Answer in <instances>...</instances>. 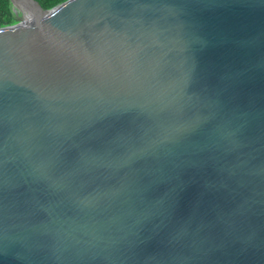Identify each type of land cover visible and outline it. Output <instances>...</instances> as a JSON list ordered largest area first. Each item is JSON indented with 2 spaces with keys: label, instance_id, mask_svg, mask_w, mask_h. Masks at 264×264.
Returning <instances> with one entry per match:
<instances>
[{
  "label": "water",
  "instance_id": "1",
  "mask_svg": "<svg viewBox=\"0 0 264 264\" xmlns=\"http://www.w3.org/2000/svg\"><path fill=\"white\" fill-rule=\"evenodd\" d=\"M11 2L0 264H264V0Z\"/></svg>",
  "mask_w": 264,
  "mask_h": 264
},
{
  "label": "trees",
  "instance_id": "2",
  "mask_svg": "<svg viewBox=\"0 0 264 264\" xmlns=\"http://www.w3.org/2000/svg\"><path fill=\"white\" fill-rule=\"evenodd\" d=\"M43 10H50L68 0H36ZM20 12L11 0H0V28L15 25L21 21Z\"/></svg>",
  "mask_w": 264,
  "mask_h": 264
},
{
  "label": "rangeland",
  "instance_id": "3",
  "mask_svg": "<svg viewBox=\"0 0 264 264\" xmlns=\"http://www.w3.org/2000/svg\"><path fill=\"white\" fill-rule=\"evenodd\" d=\"M20 19L23 20L24 19V16L22 14H20Z\"/></svg>",
  "mask_w": 264,
  "mask_h": 264
},
{
  "label": "bare ground",
  "instance_id": "4",
  "mask_svg": "<svg viewBox=\"0 0 264 264\" xmlns=\"http://www.w3.org/2000/svg\"><path fill=\"white\" fill-rule=\"evenodd\" d=\"M20 6H22L21 4H19ZM22 8H24L23 6H22Z\"/></svg>",
  "mask_w": 264,
  "mask_h": 264
}]
</instances>
